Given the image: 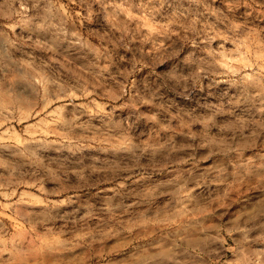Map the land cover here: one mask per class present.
<instances>
[{"label": "clouds", "instance_id": "1", "mask_svg": "<svg viewBox=\"0 0 264 264\" xmlns=\"http://www.w3.org/2000/svg\"><path fill=\"white\" fill-rule=\"evenodd\" d=\"M197 121L208 128L177 168L162 130ZM224 121L220 139L207 134ZM148 148H165L170 173L155 180V207L179 214L90 264H264V0H0V264H69L57 253L104 211L89 189L109 178L113 153L152 177ZM49 180L57 190L40 193V209L13 199Z\"/></svg>", "mask_w": 264, "mask_h": 264}, {"label": "rangeland", "instance_id": "2", "mask_svg": "<svg viewBox=\"0 0 264 264\" xmlns=\"http://www.w3.org/2000/svg\"><path fill=\"white\" fill-rule=\"evenodd\" d=\"M77 63H79V61H77ZM146 71L147 70L145 69L138 73L136 78L139 79L144 76ZM49 111H51V109H49ZM53 118V116H50L49 120H52ZM36 119H39V117H36ZM31 122L32 120H29L25 123ZM229 126L230 122L224 121L221 128L211 127L210 133L207 134L213 135L214 139H220V137H217L214 134L221 130H226ZM49 127L56 129L58 132L60 131L56 125H49ZM207 128L208 125L204 121H197L187 127L182 125L181 128L175 130L174 135H172L171 130L167 128L162 130L161 134H167V136H170L173 141L174 153L176 156L175 167L183 168L188 166L187 162L181 164L180 161L184 160V154L191 150L190 142L192 139L205 135V132L200 130ZM165 147H167L166 144ZM91 150L92 149H88V151ZM164 151L165 148H148L144 156L141 158V164L146 167L151 166V168L154 169L152 177H145L136 174L130 175L124 170L128 166L126 154L114 152L113 155L115 158L109 161V164L111 165L109 178H107L109 180L104 179L105 181L99 183L97 187L89 189L91 192L96 193L94 197L95 203L98 208H103L104 211L100 212L98 215H90L87 218L86 223L82 224L83 230L76 234V238L82 241L80 246L65 253H57V255L68 257L69 264H90L89 257L93 251L98 255H102L104 250L108 248L115 249L112 253L113 255H122L132 246V240L130 237L136 236L138 240L143 241L156 235L154 231H150V228H154L156 225V220L153 219V217L157 215L166 216L170 213L179 214V205L176 207H170L168 205L155 207V205H157L162 199L161 197L153 196L152 189L155 180L170 175L168 171L169 166L164 163L165 158L158 154ZM200 151L203 153L206 152L207 149H201ZM214 159H216V157L204 155L201 159V164L203 166L212 165ZM3 171V169H0V172ZM93 179H95V177H93ZM77 181L78 177L75 174H71L67 186H73L74 188ZM117 188L120 189L121 193L128 192L136 193L138 195L116 196L115 200H113L111 197ZM45 190L55 191L57 190V186L53 181L49 180L45 182L43 189L38 190L37 188H29L27 194L23 191L17 192L13 199L24 195L25 199L31 201L29 204L25 205L26 207L40 209L43 207L41 203L43 196L40 193ZM195 191L198 192L200 189H195ZM68 194H71V192H68ZM206 194L207 193H205V195ZM4 199V196L0 195V201ZM121 200L124 202L123 207L113 210L112 206ZM137 201H139V203H137ZM173 203L175 204L176 202L174 201ZM146 208L149 209L148 214L144 211ZM4 211V208L0 206V213ZM0 219H8V217L0 216ZM121 227L124 229L122 233L119 232V228ZM92 236H98L100 239L96 240L91 247H87L83 241L88 240ZM73 257H75V259H73ZM92 264H94V261H92Z\"/></svg>", "mask_w": 264, "mask_h": 264}, {"label": "bare ground", "instance_id": "3", "mask_svg": "<svg viewBox=\"0 0 264 264\" xmlns=\"http://www.w3.org/2000/svg\"><path fill=\"white\" fill-rule=\"evenodd\" d=\"M107 180H109V179H107ZM107 180H106V182H107ZM105 180H103V182H104ZM74 189V188H73ZM75 190V189H74ZM107 194V193H106Z\"/></svg>", "mask_w": 264, "mask_h": 264}]
</instances>
